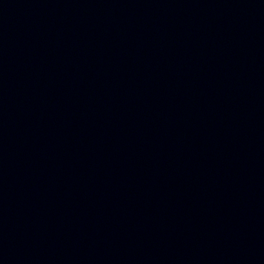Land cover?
Segmentation results:
<instances>
[{
    "label": "water",
    "instance_id": "95a60500",
    "mask_svg": "<svg viewBox=\"0 0 264 264\" xmlns=\"http://www.w3.org/2000/svg\"><path fill=\"white\" fill-rule=\"evenodd\" d=\"M8 264H264V0H108Z\"/></svg>",
    "mask_w": 264,
    "mask_h": 264
}]
</instances>
